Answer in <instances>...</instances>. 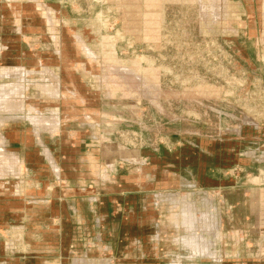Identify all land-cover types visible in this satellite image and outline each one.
<instances>
[{
	"label": "rangeland",
	"instance_id": "1",
	"mask_svg": "<svg viewBox=\"0 0 264 264\" xmlns=\"http://www.w3.org/2000/svg\"><path fill=\"white\" fill-rule=\"evenodd\" d=\"M254 127L264 145V0H0V264H171L115 253L112 217L142 231L146 195L173 199L211 155L229 161L220 181L256 188L258 167L236 163ZM30 132L59 178L30 147L16 176ZM97 198L103 239L91 222L73 232V201L91 220L82 200Z\"/></svg>",
	"mask_w": 264,
	"mask_h": 264
},
{
	"label": "crops",
	"instance_id": "2",
	"mask_svg": "<svg viewBox=\"0 0 264 264\" xmlns=\"http://www.w3.org/2000/svg\"><path fill=\"white\" fill-rule=\"evenodd\" d=\"M254 128L252 133L255 138L250 139L252 140L250 144H255L256 150L240 151L238 158H235L237 159L236 163L246 166L245 168L251 162L258 167L256 169L258 177L254 178L256 181L254 187L256 188H248L250 182L248 184L247 181L243 185L234 180L227 183L225 180L220 181L224 178L215 176L217 172L221 174L225 172V166L229 164V161L223 153L219 160H215V156L211 155L206 168L197 166L190 168V182L183 185L179 181V184H176L175 188L179 189L175 190L176 194H174L173 199L158 196L159 194L155 191L146 195L143 200V210H145L147 218L141 226L142 231L139 230L140 226H137L138 230H135L132 221H128V217H120L119 214L114 218L112 217L114 221L118 217V227L113 230V238L116 239V242L112 248H114L115 253H123L122 249L126 248V255L133 256V261L134 255H140V258H137L143 260L145 255L154 254L158 255V259L161 261L165 260L168 261L165 263L171 262V264H183L185 262L191 264H264V145L263 139H260L258 135L260 130ZM29 135L31 136L29 137L30 144L25 146L22 145V142L20 146L23 148L22 151L15 152L18 158L17 167L14 168V170L16 169V176L19 175L17 177L22 180L23 176L27 175L28 152L24 149L30 147L31 153L42 160H46L50 167L48 171L59 178L61 172L56 161H53L54 157L52 153L50 154L51 151L47 147L48 153L42 151L31 132ZM239 137L240 141L246 144L247 138H243L241 134ZM33 149L35 150L33 151ZM227 155L231 154L228 153ZM175 161L177 167L173 170L175 171L173 175L176 179L182 180L183 174L180 171L183 166L181 162ZM116 182H118L117 178L115 179ZM28 186L19 181L15 189L21 208L29 206V195L30 199L32 198V193L28 190L33 189ZM95 187L96 192L100 190L99 185ZM170 189L172 188L166 186L165 191L174 190ZM71 190L69 183L66 184L63 181L62 199L59 201L61 207L65 206V202L68 200L71 201ZM49 191L48 188L47 202L51 200V192ZM78 191L83 192L84 195L80 196L84 197L88 195L90 190L83 186V189L79 187ZM182 191H185L184 195L178 194ZM35 198L37 199V196ZM98 199L94 201L82 200L93 215L91 220L79 213L80 206L83 204H76L73 201V212L71 207L69 209L75 216L70 214L67 217V222L76 225H74L73 232L76 229H83L87 223L91 222L92 228L98 232L95 236L103 239L101 223L104 217L96 214V210L100 211ZM86 204L84 205L86 206ZM166 209L169 210L168 216L165 212ZM163 210H165L164 213ZM49 219L54 223V218L51 217L47 220ZM61 220L62 222L65 221L64 219ZM61 220L59 218L55 222L59 223ZM120 222L126 224V231L119 227ZM166 225H169L168 228ZM118 239L126 240L127 242L122 244L126 247L120 246L121 243L118 242Z\"/></svg>",
	"mask_w": 264,
	"mask_h": 264
}]
</instances>
